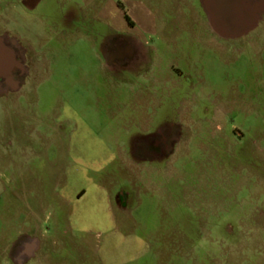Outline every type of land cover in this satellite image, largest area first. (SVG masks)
I'll return each instance as SVG.
<instances>
[{
  "label": "rangeland",
  "instance_id": "374dc122",
  "mask_svg": "<svg viewBox=\"0 0 264 264\" xmlns=\"http://www.w3.org/2000/svg\"><path fill=\"white\" fill-rule=\"evenodd\" d=\"M90 1L0 0L23 18L9 26L25 37L28 73L19 96H0V219L17 229L25 217L32 242L42 217L57 240L20 264H264V0H124L134 30L107 0L116 23ZM14 100L8 126L2 107ZM187 112L208 123L192 157L131 155L137 137ZM152 169L162 177L133 188ZM192 183L198 192L185 193ZM80 188L78 211L58 206ZM120 190L122 218L109 199Z\"/></svg>",
  "mask_w": 264,
  "mask_h": 264
},
{
  "label": "crops",
  "instance_id": "0c3cea01",
  "mask_svg": "<svg viewBox=\"0 0 264 264\" xmlns=\"http://www.w3.org/2000/svg\"><path fill=\"white\" fill-rule=\"evenodd\" d=\"M25 1V0H24ZM29 2V4L31 5L33 3V6H37L38 5V1L39 0H27ZM85 1V0H83ZM96 3H98V7L100 8V13L99 16H104L107 13V9L106 7L103 8V4L106 3V0H95ZM88 2L90 3L91 1L88 0ZM108 4L110 5L109 8H112L113 6L117 7L115 1L113 0H107V4L106 6H108ZM26 5V4H25ZM28 5V4H27ZM86 5V4H85ZM3 9L0 10V48L3 49H7L10 50V58L14 61L13 64L9 61V60H0V96H2L4 94V92L6 93V95H14V96H19L22 93V86L24 85L21 82V75H19V73H17L13 68L17 67L21 68L22 70H25L24 68V64L21 61H16L15 59H17L16 57V51L19 50L21 51V49H24V47L26 46V43L23 44L21 43V41H24L25 37H20L19 32L16 33V31L14 29L10 30V26H9V21L10 19L13 17L15 18L17 16L16 13L12 12V6L7 5V6H3ZM118 8V7H117ZM7 9V10H6ZM85 9L88 13H91V7H89V4H87V6H85ZM14 13V14H12ZM108 14V13H107ZM109 18L113 20V22H117L119 21L118 19V15L116 11L111 10L109 12ZM18 18H20L21 20H23V18H21L22 16H17ZM18 19V20H20ZM20 20V21H21ZM27 40V38H26ZM33 38L30 37V39H28V43L29 41H31L32 43H34L35 45H37L35 43V40L33 42ZM35 47V46H34ZM15 52V53H14ZM18 54V53H17ZM147 79L150 78V76H144ZM140 88L138 89V94L144 98V97H148L149 94V90L151 88ZM147 91V92H145ZM12 104L9 105H3L2 109L4 112H6V120L5 123H9L11 121L10 119V110H14V111H21L22 110V106L20 104L19 101H13L11 102ZM9 106V107H8ZM12 106V107H11ZM188 113V114H187ZM186 115L187 117H185L184 119H181L179 121V125L181 128V133L180 136L178 138V141L176 143V147L174 149L173 154L170 156H168L167 158H164L163 161H165L166 163L169 160L174 161L176 158L177 159H185L186 157H192V151H194L196 149V147H200L201 146V138H202V131L205 128V124L208 125V123L204 122L203 120H194L191 116H190V112H187ZM211 124H213V122H211ZM217 125H223V123L217 122ZM206 125V127H208ZM216 125V126H217ZM215 126V127H216ZM214 127V126H213ZM194 149V150H193ZM8 166V163H6V165L3 163L2 166V172L3 174H7L6 170ZM153 170V171H152ZM148 170L147 174H140L138 171V174L136 176V180H134L133 183H135L136 185L133 184V188L136 189L139 187V185H148L147 181L145 180L146 178H151V177H162V175L156 174L159 173V170ZM151 172V173H150ZM163 176H168L169 173H165V170L163 171ZM53 182V180H52ZM145 182V183H144ZM197 182V181H196ZM197 184L196 183H192V184H185L183 185V189L185 193H194L196 194L198 192L197 190ZM101 186H99L98 188H100ZM123 190H120V192ZM15 193V195L20 198V192L22 191H13ZM119 192V191H118ZM3 203L6 206V208H13L16 211V214H18L19 217H21V214L23 215L22 212V206L25 208L23 201H15L12 199L11 197V193L5 195L3 194ZM87 195V191L85 188H80L77 191H75L74 193H69L67 190L61 192L60 198L58 199V206L62 209L65 207L66 208H71L72 210L78 211L79 209V202H81L85 196ZM14 196V195H13ZM16 197V198H17ZM114 197V196H113ZM113 197H109L110 199V203L111 205H116L117 210L120 211V217L122 218L124 212H123V207L125 205H123V203L118 200L115 202V200L113 199ZM194 198L197 199L196 195L193 196ZM122 215V216H121ZM40 217V216H39ZM124 217V216H123ZM20 228L13 227V229L10 227L13 223V220H15L14 218H8V222L6 223L5 220H1L3 221V228L0 230V264H20V258L25 256L26 254H30L29 256H47V254L49 253V251L53 250V246L54 244L55 247H57V240H54V237H52L49 234H46L45 232H43V229L41 227L42 224V217H40V220L36 219L37 221L30 224L29 230L33 229V233H31L30 235H33L34 241L30 242H26L25 239L21 240L22 236H26L28 232V227H26V225L24 224V221H26V218H20ZM51 219L57 220L58 217L55 214L51 215ZM12 220V222H11ZM27 222V221H26ZM12 223V224H11ZM8 224V227H5V225ZM14 226V225H13ZM17 230V231H16ZM19 235V236H18ZM46 249V250H44Z\"/></svg>",
  "mask_w": 264,
  "mask_h": 264
},
{
  "label": "flooded vegetation",
  "instance_id": "af4514ba",
  "mask_svg": "<svg viewBox=\"0 0 264 264\" xmlns=\"http://www.w3.org/2000/svg\"><path fill=\"white\" fill-rule=\"evenodd\" d=\"M117 7L121 10L123 18H124V29L134 30L137 27V21L133 17L128 3L124 0L117 1ZM136 22V23H135ZM240 30V26H235ZM235 28V29H236ZM235 33H241V31L234 30ZM15 53V52H14ZM18 53V54H17ZM25 52L24 51H16V61L25 62ZM9 60L13 64V60L10 58V50L0 48V60ZM19 75L28 76L26 68L22 70L21 68L16 67L13 68ZM181 133V128L179 122H170L168 121L166 124L158 127L154 132L150 134H146V136L137 137L132 142L131 147V155L138 157L140 160L148 159L151 161H160L164 160L172 155L174 149L176 147V143ZM124 191H121L119 196V201H123Z\"/></svg>",
  "mask_w": 264,
  "mask_h": 264
}]
</instances>
